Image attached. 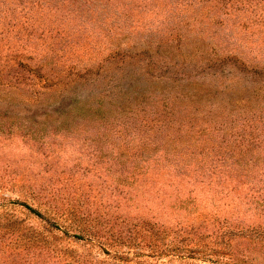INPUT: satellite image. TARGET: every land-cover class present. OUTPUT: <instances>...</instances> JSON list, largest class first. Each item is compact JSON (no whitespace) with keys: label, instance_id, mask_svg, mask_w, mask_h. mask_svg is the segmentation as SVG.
I'll list each match as a JSON object with an SVG mask.
<instances>
[{"label":"rangeland","instance_id":"rangeland-1","mask_svg":"<svg viewBox=\"0 0 264 264\" xmlns=\"http://www.w3.org/2000/svg\"><path fill=\"white\" fill-rule=\"evenodd\" d=\"M0 264H264V0H0Z\"/></svg>","mask_w":264,"mask_h":264},{"label":"trees","instance_id":"trees-1","mask_svg":"<svg viewBox=\"0 0 264 264\" xmlns=\"http://www.w3.org/2000/svg\"><path fill=\"white\" fill-rule=\"evenodd\" d=\"M26 207H28V209H30L32 212H34V213H36V214H40L39 212H37V210H35L34 208H32L31 206H26Z\"/></svg>","mask_w":264,"mask_h":264}]
</instances>
